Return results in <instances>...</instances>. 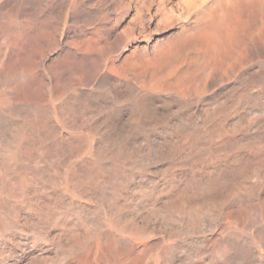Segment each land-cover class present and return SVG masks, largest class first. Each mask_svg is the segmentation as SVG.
<instances>
[{
	"label": "bare ground",
	"instance_id": "obj_1",
	"mask_svg": "<svg viewBox=\"0 0 264 264\" xmlns=\"http://www.w3.org/2000/svg\"><path fill=\"white\" fill-rule=\"evenodd\" d=\"M7 23L0 264H264V0H0Z\"/></svg>",
	"mask_w": 264,
	"mask_h": 264
},
{
	"label": "rangeland",
	"instance_id": "obj_2",
	"mask_svg": "<svg viewBox=\"0 0 264 264\" xmlns=\"http://www.w3.org/2000/svg\"><path fill=\"white\" fill-rule=\"evenodd\" d=\"M5 19L8 20V18H5ZM7 20H5V22H6ZM4 25H6V23H4ZM4 25H3V26L1 25L2 28H0V29H2L3 32H2V34L0 33V35H7V33L9 32L8 29H7V28H8V23H7V26H4ZM3 27H4L5 30L3 29ZM2 30H1V31H2ZM6 30H7V32H4V31H6ZM5 33H6V34H5Z\"/></svg>",
	"mask_w": 264,
	"mask_h": 264
}]
</instances>
